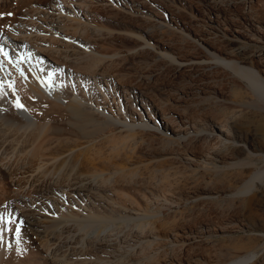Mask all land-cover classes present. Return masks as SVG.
Instances as JSON below:
<instances>
[{"label":"bare ground","instance_id":"1","mask_svg":"<svg viewBox=\"0 0 264 264\" xmlns=\"http://www.w3.org/2000/svg\"><path fill=\"white\" fill-rule=\"evenodd\" d=\"M222 1L205 2L214 30ZM183 20L143 0H0V264H254L255 251L183 254L193 231L159 224L173 194L144 182L142 168L185 161L204 177L222 176L239 197L264 189V115L260 133L243 141L205 108L229 94L216 87L196 99L181 88L161 98L151 77L123 65L147 51L184 72L221 67L264 111L263 46L230 29L232 46L220 47L212 29ZM146 136L156 146L131 155ZM211 188L191 196L212 200L222 190ZM163 235L182 252L160 258L164 246L153 240Z\"/></svg>","mask_w":264,"mask_h":264},{"label":"rangeland","instance_id":"2","mask_svg":"<svg viewBox=\"0 0 264 264\" xmlns=\"http://www.w3.org/2000/svg\"><path fill=\"white\" fill-rule=\"evenodd\" d=\"M205 2L206 0H143V4L147 9L154 12L166 13V11H170L174 14L176 20L184 21L183 19L187 18V24L192 29H212L216 35L208 34V36L213 38L212 41L217 46H232L228 42V37H232L230 33L231 29L236 30L238 38L247 37V41L263 46L261 51L264 50V0L222 1L218 4L222 10L218 12L216 17L220 27L215 30L213 27L216 25L210 21L211 16L213 18L216 14L215 12L210 14V8ZM257 10L260 12L257 13ZM251 22L255 23L258 27L254 24L251 25ZM221 27L225 29L224 34L226 35L220 33ZM158 31L159 29H155L153 33L157 38L163 35L161 31ZM166 36L168 35H164L165 39L170 37L172 41L174 40L173 43L175 42L176 47L185 45V42L177 36L172 35V38L171 36ZM253 47L255 48L252 49L259 50L256 46ZM255 53L260 54V52ZM261 54H264V51ZM132 56L128 61L123 63L124 67L131 72L130 74L133 77L141 76L146 79L151 77V81H149L151 84L148 83L149 88L150 91L153 90L152 93L156 96L166 98L169 95H179L182 91L181 88H183L187 91L192 90L194 94L191 93V96L198 99L202 97L204 89H214L217 87L216 89H221L227 95L229 94L230 100L218 103L220 105L208 102L205 108L208 107L207 110L209 112L216 108L214 112L221 113L225 121L229 120L233 134L243 141H250L255 132L260 133L258 119L264 115V111L249 105V102L252 101L251 93H244L243 95L238 93L235 86L236 78L231 71L217 67L207 69L195 68L196 70L184 72L178 70L176 66L168 61L158 59L147 51H139ZM259 66L264 71L263 59H261ZM205 81L209 85H207L208 83L206 85L203 84ZM238 97L239 99H237ZM240 99L241 101L244 100L243 103L245 104L242 105ZM238 101L239 103H236ZM142 140H140L142 145L139 147H135L134 145V151L131 155L136 153L134 156L146 157L145 155L149 149L156 146L150 136H146ZM168 165L162 169L160 166L153 164L148 169L142 168V171L145 173V183L149 182V186L170 189V193L173 196L168 201L175 200L170 206L167 204L168 206L164 207L165 220L159 224L167 230L171 227L182 226L184 229L181 234L184 235L188 234L191 230L193 231L189 237L191 240L183 250V254H204L208 250L212 252H215L214 249L221 250L219 248L232 254L255 251L258 258L254 264H264V189L239 197L234 194L233 190L225 188L228 182L222 176L209 175L204 177L202 176L204 175L203 171H192L191 165L185 161L170 162ZM201 186L203 188L212 187L211 189H221L222 191H219L212 200L197 201L191 196V193L195 192L196 188L197 190L201 188ZM161 203H166V201L162 200ZM76 207L79 208L78 206ZM231 227L236 228V230L227 234ZM167 240L171 241L165 235L153 240L155 243L160 242L164 246L163 251L165 253L161 251L163 254L160 258L169 254H180L182 252L180 251L179 253V249L182 248L180 246L181 243L172 245L171 243L168 244ZM155 246H157V243ZM159 254L161 255V253Z\"/></svg>","mask_w":264,"mask_h":264},{"label":"snow or ice","instance_id":"3","mask_svg":"<svg viewBox=\"0 0 264 264\" xmlns=\"http://www.w3.org/2000/svg\"><path fill=\"white\" fill-rule=\"evenodd\" d=\"M0 51H2V50H0ZM5 55H7L6 53H5ZM17 107H23V105H21V104H19V103H17V105H16ZM4 221H3V218H0V223H3Z\"/></svg>","mask_w":264,"mask_h":264}]
</instances>
